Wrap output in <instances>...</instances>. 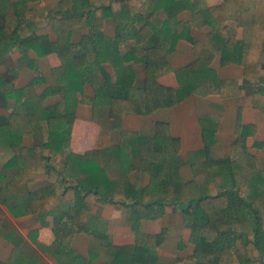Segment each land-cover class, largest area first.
<instances>
[{
  "label": "trees",
  "instance_id": "1",
  "mask_svg": "<svg viewBox=\"0 0 264 264\" xmlns=\"http://www.w3.org/2000/svg\"><path fill=\"white\" fill-rule=\"evenodd\" d=\"M30 2L0 0V16L4 20L0 40L18 34L24 18H34L28 9ZM60 10L64 15L55 22L59 36L56 44L45 38L23 40L22 44L29 42L40 54L56 53L60 57L67 104L64 110L54 109L48 114L46 143L32 149L16 142L9 145L14 153L10 166H19L21 173L10 177L0 174V203L15 217L34 215L43 225L52 217L56 241L46 250L59 252L66 264H91L74 253L72 242L78 233L98 235L95 204H120L133 210L138 243L133 248H114L115 264L153 263L150 253L143 251L153 237L140 234L139 223L145 218H160L168 205L181 210L192 230L197 264H264V170L247 149V139L256 135L255 125H244L239 116L237 139L230 155L213 160L209 155L217 143L220 118L208 115L201 120L205 149L188 155L194 176L191 181L182 176L181 142L172 137L167 123L156 124L154 137L123 129L127 114L150 116L171 109L192 95L220 96L225 100L240 97L244 85L221 79L212 68L217 54L223 67L237 64L243 68L245 84L259 86L254 105L264 114V0H224L212 7L207 0H61ZM184 11L190 13L187 21L179 19ZM108 18L118 24L114 39L104 34ZM137 23L140 28L135 26ZM82 24L90 28V34L75 54L79 46L73 44L72 36ZM206 27L211 29L209 44L192 35L193 29ZM237 29H242L241 39ZM128 40L144 47L143 57L136 59L145 67L142 88L135 86V70L126 66L129 57L122 53L121 47ZM181 40L193 45L196 60L175 71L169 57ZM93 57L90 66L89 58ZM107 63L114 66L115 78L101 70ZM172 72L179 81L176 89L160 83ZM85 83L93 85L96 99L110 100L108 109L93 106V99L82 95ZM78 93L82 95L80 100ZM79 103L91 105L96 117H109L121 132V141L82 156L70 154L61 170L57 158L70 145ZM256 147L264 149V142ZM39 171L48 173L51 184L33 191ZM133 172L137 177L148 174L150 186L139 189L138 184L131 183L129 176ZM3 229L0 237L3 235L15 246V264H47L21 251L20 242L8 235H15L9 225L4 224Z\"/></svg>",
  "mask_w": 264,
  "mask_h": 264
},
{
  "label": "crops",
  "instance_id": "2",
  "mask_svg": "<svg viewBox=\"0 0 264 264\" xmlns=\"http://www.w3.org/2000/svg\"><path fill=\"white\" fill-rule=\"evenodd\" d=\"M30 1L28 9L34 14V18H24L18 34L6 35L0 40V174L9 177L21 173L19 166H10L14 153L9 150V145L16 142L24 148L32 149L46 143L49 140L48 114L54 109L64 110L67 104L60 57L56 53L40 54L30 47L29 42L22 44L23 40L31 41L37 38H45L52 44L58 42L55 22L64 15L60 10L61 0ZM223 1L207 0V4L212 7L220 5ZM160 16L164 19V12ZM189 18L190 13L187 11L182 12L179 17L181 21H187ZM135 26L140 28L141 24L137 23ZM3 27L4 20L0 16V30ZM117 32V22L113 18H108L104 26L105 36L114 39ZM210 32L211 29L208 27L202 30L193 29L192 35L196 40L209 44ZM237 33L241 39L242 29H237ZM89 34L90 28L86 24L75 29L72 42L79 46L75 54L81 50L80 44ZM143 48L137 46L135 40H128L121 47L123 55L129 57L126 66H132L135 70L137 88H142L146 80L144 65L136 62V59L143 57ZM40 50L46 49L40 48ZM94 60V57L89 58L90 66L93 65ZM195 60L194 47L187 40L179 41L176 51L169 57L175 71L191 65ZM100 68L115 78L116 72L112 64H103ZM212 68L221 79L235 80L244 85L242 95L229 100L220 96L202 98L192 95L171 109L159 110L145 117L127 114L123 120L125 131L143 137H154L156 124L167 123L172 137L181 142V157L184 160L181 173L185 181H191L194 177L191 165L188 163V155L205 149L200 122L208 115H216L220 118L217 143L210 151V159H223L230 155L231 146L237 139L238 118L241 116L244 125L257 127L256 135L247 139V149L257 157L259 168L264 170V149L256 147L257 143L264 142V114L254 105V96L259 86L245 84L244 70L241 66L233 64L223 67L219 54L216 55ZM160 83L168 88L179 87L175 72L161 78ZM30 87L32 89L29 90ZM77 95L78 100L82 95L87 99H93V106L97 108L106 110L110 106L109 99L95 98V90L91 83L83 84L82 95L79 93ZM30 107L34 109L30 110ZM75 115L70 145L57 158L61 170L70 154L82 156L94 150L108 149L121 141V132L114 128L112 120L106 115L96 117L91 105L79 103ZM129 177L131 183L138 184L139 189H145L151 184V177L148 174L137 177L133 172ZM50 184L48 173L39 171L32 190H42ZM93 215L98 220V235L76 234L72 249L88 263L115 264L114 248H133L138 243L139 232L137 233L133 226V210L120 204H95ZM4 224L13 229L15 235L11 233L8 235L10 239L20 242L21 251L26 255L35 257L36 260H43L47 264H66L65 258L59 252L52 254L46 250L56 241L52 217L47 218L46 224L43 225L34 215L15 217L5 205L0 203L1 233L4 232ZM138 230L140 234L153 237L146 242L143 250L145 254L150 253L153 263L139 261L136 264H197L194 259L195 246L191 242L192 230L185 223L178 207L168 205L160 218L141 220ZM160 236H163V239L158 240ZM14 253V244L2 235L0 263L15 264Z\"/></svg>",
  "mask_w": 264,
  "mask_h": 264
}]
</instances>
